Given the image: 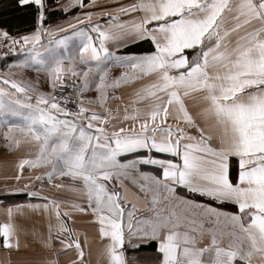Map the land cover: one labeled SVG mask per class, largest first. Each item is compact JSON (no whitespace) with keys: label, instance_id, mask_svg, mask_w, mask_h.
Masks as SVG:
<instances>
[{"label":"snow or ice","instance_id":"snow-or-ice-1","mask_svg":"<svg viewBox=\"0 0 264 264\" xmlns=\"http://www.w3.org/2000/svg\"><path fill=\"white\" fill-rule=\"evenodd\" d=\"M16 4L35 5L38 23L0 31L20 57L0 72V139L35 149L7 190L42 203L7 207L0 247L18 257L8 264L68 253L85 264L73 211L93 215L107 264H128L126 241H154L155 264H264V0H73L64 12L89 10L55 27L45 0ZM141 43L151 50L135 52ZM126 86L130 103L109 107ZM26 167L41 171L22 183ZM58 178L84 203L31 187H65ZM29 211L47 216L45 231L26 226Z\"/></svg>","mask_w":264,"mask_h":264},{"label":"crops","instance_id":"crops-1","mask_svg":"<svg viewBox=\"0 0 264 264\" xmlns=\"http://www.w3.org/2000/svg\"><path fill=\"white\" fill-rule=\"evenodd\" d=\"M73 0H45V24L55 27L56 25H63L72 21L73 17L81 15L83 12L88 11V8L81 9L77 7H69L67 12L63 11L66 5L72 4ZM120 3H129L130 0H119ZM88 3V0H85ZM97 4H104L105 0H96ZM113 0H107V5H111ZM38 12L36 6H23L20 7L16 4V0H0V31L7 30L12 35H24L28 34L37 26ZM2 37V36H0ZM133 50L137 53L141 51L151 50L149 43H141L139 46L133 45ZM122 51V49H121ZM17 53H12L0 60V72L4 71H17V69H8V65L14 60L19 59ZM121 69H113V73L118 75ZM29 78H39L42 90H50L47 84V76L45 73L27 71L25 73ZM88 96H94L95 93H87ZM116 95L121 97L119 100H110L109 107L115 109L117 107L123 108L124 104L130 103L132 98V87L126 86L116 90ZM35 151V149L29 145H22L19 150H11L5 146V143L0 139V221L5 218V212L7 207L14 204H24L27 202L42 203L41 200L35 197H28L25 192H12L7 189H11L16 186L17 182L13 177L17 174L18 160L22 155H27L29 152ZM163 155V154H161ZM40 169H28L25 168L24 177L27 182L29 175H36L40 173ZM54 183H62L65 187L61 189H55L48 185H41L40 182H35L31 187L39 190L41 195L55 197L62 199L66 202L75 200L79 203H84L83 192H73L70 190L71 182L67 179L58 178ZM127 183V182H126ZM130 192H134L135 189L129 183ZM62 207L70 209V203H65ZM231 210V209H230ZM147 214V208L144 206V201L138 203V215ZM47 216L43 212H31L29 211L25 216L26 226L28 228L35 227L41 231L46 230ZM70 227H72L77 233H79L80 241L85 250V264H107V258L104 253L105 241L100 238L98 232V225L93 219L91 212H75L71 213V219L68 221ZM85 237L87 242L85 243ZM133 243H137L134 239ZM141 247L135 248L128 244H125V255L128 258V264H155V261L151 259L156 255L155 242L154 241H139ZM45 255H48L45 253ZM75 253H68L60 257V264H67L71 257H74ZM14 254L9 256L2 247H0V264H8L9 260H16Z\"/></svg>","mask_w":264,"mask_h":264},{"label":"built area","instance_id":"built-area-1","mask_svg":"<svg viewBox=\"0 0 264 264\" xmlns=\"http://www.w3.org/2000/svg\"><path fill=\"white\" fill-rule=\"evenodd\" d=\"M10 36H16V37H19L20 35H12L10 34ZM9 41L7 38H4V37H0V60L5 56V53H7V55H10L12 54V52H10L9 48L6 47V45H8ZM76 101L75 99H73L72 103L69 104V107H74Z\"/></svg>","mask_w":264,"mask_h":264}]
</instances>
